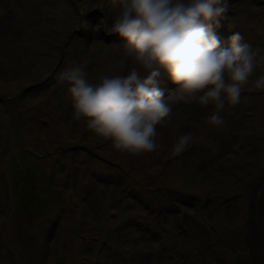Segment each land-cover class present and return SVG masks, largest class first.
I'll return each instance as SVG.
<instances>
[{"label": "rangeland", "instance_id": "1", "mask_svg": "<svg viewBox=\"0 0 264 264\" xmlns=\"http://www.w3.org/2000/svg\"><path fill=\"white\" fill-rule=\"evenodd\" d=\"M68 1L71 6L70 14L56 16L53 14L56 5L62 2L67 5V0H0V124L3 123L9 132L8 149L2 169L7 200L10 204L5 226L9 230V235L16 238L9 243L2 235L0 236V264H110V262L115 264L117 261L107 258L110 253L118 259L117 264H135L140 257L143 258L144 264L177 262L189 264L188 259L170 253L174 251L177 236L171 226L164 228L162 231L164 234L160 233L156 239L158 242L156 249L153 246L150 248V242L145 243L157 232L149 226L150 221L147 220L145 213L152 212L156 215L157 212H161V217L169 221V218L177 219L179 214L185 212L189 217L186 220L192 222L194 218H190V212H198V217L204 218L208 216L210 210L230 208L227 196L228 193L231 194L229 191L231 189L227 182L222 181L223 179L213 185L207 182L208 190L205 186V191H201L200 171V175L198 172L191 175L186 170L191 168L185 167L187 157L200 156L199 151L193 148L196 141H192L189 144L192 147L188 145L184 153L175 154L173 151L177 139L182 135V127L183 131L191 132L192 126L189 125L194 126V123L186 121L191 119L188 113L202 119L199 122L193 121L197 125L194 127L196 131L192 132H199L201 123L205 129L207 128L206 119L209 117L207 114H212L214 106L201 108L196 104L173 102L169 121L173 124H165L173 127L168 130L171 136L170 140L168 139L170 144L162 148L158 157L154 155L156 151L130 155L114 150L108 142L93 136L82 121L81 129L77 132L74 129L68 130L65 132L68 137L55 140L54 131L61 130L64 133L66 122L69 120L71 122L73 118L71 101L67 95L68 85L59 80V73L62 70L73 63L87 62L85 69L87 77L91 83H96L101 75H124L130 68V58L123 45L118 46L124 42L115 34L108 33L112 18L118 9L111 7L108 0H86L84 3L81 0ZM58 8L61 14V9L59 6ZM238 9L247 10L249 16L245 18L249 20H245ZM32 15L40 19L35 24L37 26L31 21ZM25 24L26 31H19L18 27ZM36 30L41 33L37 38H32ZM214 31L225 47L229 38L236 33L243 37L242 42L254 41L250 40L253 36L254 42L261 41L263 44L264 0H230L226 18L214 27ZM27 45L34 47H28L25 54ZM37 46L42 48L40 52L37 51ZM251 47L257 48L253 45ZM95 53L99 56L97 57ZM103 54L107 56H101ZM109 54L112 58L110 61ZM118 60L121 62L118 63ZM106 64L109 68L105 74L102 69ZM159 87L164 89L167 95L175 85L162 73ZM257 95H262V92L245 89L238 106L256 105ZM221 115L224 121L228 119L229 112L226 108ZM251 123L250 119L249 126ZM261 125L264 126V121ZM42 126L46 128V135H50L52 141L44 144L43 135L37 140L45 147L40 145L36 147L33 141L35 137L31 133L37 134L38 128ZM175 128H179V131L174 130ZM213 129L215 132L218 131L216 127ZM157 131L161 133L162 125L157 126ZM232 132L238 137L239 133ZM162 136L163 134L160 137ZM219 136L224 138L225 134ZM87 139H91L88 140L90 142ZM95 139L100 141L99 151L93 149L91 145V141ZM237 153L236 157L243 155L241 151ZM58 154L74 156V159L62 162ZM54 157L55 160L58 159L57 167L63 165L67 174H72L71 178L78 171L81 186L78 201L73 195L67 194L57 181L56 165L50 164V159ZM178 163H181L184 170ZM235 172L232 171L230 174L227 172L224 180L230 177L239 184L243 181L244 183L240 185L243 187L249 173ZM109 187L116 189V192L121 191L120 198L108 199L102 189ZM155 188L173 194V202L166 204L162 194L155 197L153 194ZM215 192H222L220 194L222 196L219 195L220 198L217 199L219 196H216ZM219 201L225 204L221 205ZM256 203L264 206V181L262 189L257 190L254 204ZM73 214L77 218L80 215L81 225L89 226L88 234L80 235L74 221L73 226L68 224L66 227L71 229L65 228L66 237L74 233L75 243L59 261L57 255L62 248L60 238L64 230L61 228L60 233L58 226L62 220ZM105 215L113 219L107 220ZM184 215L180 216L178 224L179 230L183 229L182 232L187 233V228L184 229L187 225ZM131 217L135 219L131 220ZM164 220L158 218L159 222ZM216 222L219 226L227 224L221 220ZM232 226L227 224L223 227L232 232L234 231ZM148 228L153 234L149 233ZM133 230L136 235L128 236ZM137 234L143 236V243L140 245ZM51 239L52 245L49 244ZM3 240L4 243H1ZM263 241L259 236L255 238V245L253 244L255 247L253 250L249 248L252 253L249 260L263 264L256 250L258 248L260 252L259 248L264 244ZM152 254H155L153 261Z\"/></svg>", "mask_w": 264, "mask_h": 264}, {"label": "clouds", "instance_id": "2", "mask_svg": "<svg viewBox=\"0 0 264 264\" xmlns=\"http://www.w3.org/2000/svg\"><path fill=\"white\" fill-rule=\"evenodd\" d=\"M230 0H108L118 9L108 33L124 43L130 68L124 75H101L91 83L87 62L73 63L59 73L66 83L73 118L86 124L96 138L114 150L130 154L157 151L158 125L170 121L172 103L214 106L206 124H224L225 106L241 102L258 62L259 50L236 33L222 45L214 27L226 18ZM175 88L159 87L161 74ZM264 90V75L255 82ZM193 141L192 133L177 139L174 153Z\"/></svg>", "mask_w": 264, "mask_h": 264}, {"label": "bare ground", "instance_id": "3", "mask_svg": "<svg viewBox=\"0 0 264 264\" xmlns=\"http://www.w3.org/2000/svg\"><path fill=\"white\" fill-rule=\"evenodd\" d=\"M85 1L86 0H81V2L83 3ZM67 2H68L67 5L64 4V2H62V4L60 5L57 4L55 8V12L53 14L56 16L62 15V14H65V15L70 14L71 6L68 0ZM58 6L61 9V14L59 12ZM238 11L242 14L243 18H245V16H249L247 10L245 9H238ZM245 20H249V19L245 18ZM31 21L35 25L38 21H40V19L37 16L32 15ZM26 29H27L26 24L18 27L19 31L25 32ZM40 33L38 30H36L34 35H32V38L33 37L37 38ZM250 38L248 39L255 41V37L252 36ZM254 41H249L248 44H250V46L253 45L257 47V48H253V50H259L257 53V60L259 61V57L264 56V43L262 44L261 41L260 42H254ZM86 43H88V41ZM120 45H123V43H120L118 46ZM31 46L34 47V45L25 46V54H26V49ZM41 50L42 48L37 46V51L40 52ZM89 53L93 54V52H89ZM110 54L112 55V53ZM110 54L108 56L109 61L112 60ZM98 56L99 55L97 54V57ZM101 56L105 57L107 56V54H103ZM119 62L121 61L118 60V63ZM107 63L109 64V62ZM108 64H106L102 69L105 74H106V71L108 70L107 68H109ZM261 75H264V62L257 63L256 70L253 76L251 77L248 86L246 87L248 91H255V92L258 91L260 93L262 92V95L260 96L257 95V98H255L256 105H240V106L236 105L235 107H229L226 105L225 108L229 112V117L227 116L228 119L224 122L223 126L218 128L217 132L214 131L212 126H208L207 124H206L207 128L205 129L204 128L205 126L202 123L199 125V129H198L200 130L199 132H192L194 130L196 131L194 127H196L197 125L193 121L195 120L199 122V120L201 121L202 119L195 118L193 114H189V113L188 115L191 119L186 120V121L188 123L190 122L194 123V126L191 124L189 125V126H192L191 127L192 131L190 127L189 129L191 132L183 131V127L181 130L182 135L186 133H192L193 141L194 142L196 141V144L194 143L193 148H195L194 150H198L200 154V156H195V157L188 156L185 163L183 161V163L185 164V167L187 168L191 167L190 170L188 169L186 170L191 175L192 174L194 175L197 172H198L197 174H199V171H200L201 175L200 174L199 175L201 179V185H200L201 191L205 189V186H206V190H208L207 182H210L212 185L213 183L217 184L220 179L221 180L223 179L222 181L227 182L228 183L227 186L231 189V190L228 189L231 192V194L225 191L226 193H228L227 197H229L228 203L230 205V208L228 209L217 208L214 210H210L208 211V216L204 218L203 217L199 218L198 212L197 213L190 212V215H191L190 218L192 217L194 218V221L192 222L189 220H186L189 217H187L185 212L179 214L177 216V219L169 218L168 219L169 221L164 220L161 217L162 215L161 212H157L156 215H154L152 212H146L145 216L147 217V220L150 221L148 223L149 226L157 231L156 234L150 236L145 241V243L150 242V248H152V246L154 247V249L158 247V242L156 241V239L160 236V233L164 234L162 232L164 228L171 226L174 229V231H176L177 236H176V244L174 247V251H170V253L177 255L179 257L188 259L190 261L189 264H259L257 263V261L254 262V261L249 260V257L252 255V253L249 251V248L253 250V247H255L253 246V244L255 245L254 241L257 236H259L260 238L264 240V206L261 207L259 203L254 204L257 190L262 189L263 181H264V126L261 125L264 121V118H262V114L264 116V90L256 89L254 87L255 80ZM248 100L249 99H247L246 102H248ZM210 111H212V109H210ZM207 115L210 116L211 114L208 113ZM253 117H255V119H253ZM250 119L252 120L251 126H249L250 124H248V121ZM166 124H173V123L168 122ZM80 125H81V121H76L74 118H72L71 122L70 120L69 122H66L64 133L61 130L54 131V139L56 140L57 138L68 137V135L65 134V132L71 129H74V131L77 132L79 129H81ZM173 126H175V123ZM168 127L169 126H165V124L162 125V131L161 133H159V137H158L160 139L159 142L161 144V147L154 154L155 157L159 156L158 154H160L162 148H166L170 144V143L168 144V142L171 136L168 134L169 133L168 130L172 129L173 127H169V128ZM38 129L39 130L37 131V134L33 135L31 133V135L35 137L33 139L34 144L36 147L37 145L45 147L44 144L50 143L52 141V137H50V135H46L47 133L46 128H44L43 126L42 128H38ZM32 130H34V127H32ZM174 130L179 131V128H175ZM232 131L239 133L238 137H235ZM206 132L208 133L206 134ZM162 134L163 136L160 137ZM219 134H225V137L221 138ZM43 135H44V138H43L44 144L41 145V143H39L37 139ZM174 136L175 135H173V137ZM97 139L91 141V145L93 149H96V150H98L99 148L98 142H100ZM88 140H91V139H87V141ZM8 141H9V132L4 127V124L1 123L0 124V224H1L0 236L2 235V237L7 242L12 243L16 238L14 239L12 238V236L9 235L10 234L9 230L5 226L7 212H9L10 204L8 203V200H7L6 184L4 181L3 174H2V169H3V165L5 161V155L8 149ZM43 147H41L42 150H45V148ZM240 151L242 152L243 155L236 157V155L238 154L237 152H240ZM58 157L61 159L62 162L65 160L73 161L74 159V156H66V155L61 156L60 154H58ZM57 162H58V159L55 160V157L50 159V164L52 165L55 164L57 168L56 170L57 171V175H56L57 181H59V184L63 187V190L67 192V194L73 195L75 199L78 201V199L80 198V187H81L80 186V176L78 175V171H76V173H74L73 177L71 178L72 174L68 175L66 172V168L63 165L60 167L59 166L57 167V164H56ZM178 164L180 165V167H182L181 163H178ZM232 171L233 173L235 171H238L240 173H245V172L249 173L248 175L249 178L248 180L246 179L247 181L245 182L243 187L240 186L243 181L239 184L235 180L231 179L230 177L224 180V178L226 177L225 174L227 172L228 174H230L232 173ZM249 180L251 182H249ZM115 190L116 189L109 187V188L102 189V192L103 194L106 195L108 199L120 198L119 195L122 194L121 191L116 192ZM204 193H206V195L208 196L207 192H204ZM221 193H216V196H219ZM153 194L155 195V197H157L156 195L162 194L165 199L164 202L166 204H171L173 202L172 200H173L174 195L166 192L165 190L161 192L159 189L155 188V191L153 190ZM220 196L217 197V199H219ZM208 197H210V195ZM219 202L221 205L225 204L222 201H219ZM104 214H105V209H104ZM182 214L183 215L185 214L184 220L187 221V225L186 227H184V229L187 228V233H183L182 232L183 229L179 230L178 223H179V218ZM71 217L69 216L68 219L62 220V223L59 224L58 226L59 228L58 230L60 231V233H61V228H63L64 230V232L61 233L62 238H60L61 240L60 242L62 243V248H60L61 249L60 253L58 251V255H57L58 257L57 260L59 261L62 260V257L65 254V252L68 253L69 247L75 243L74 233H72L71 236L66 237L65 228L71 229V227H66L68 224H71L73 226V223L75 222V228H77V230L80 231L79 232L80 235H82L83 233L85 235L88 234L87 232H88L89 226L86 224L84 226L80 224V222L82 221V220L80 221V218H81L80 215H78V218L80 217L79 219L77 218L75 214H73ZM106 217L108 218L107 220H110V218L113 219V217L111 216H106ZM159 217L160 219L164 220V222H159L158 221ZM131 218H132L131 220L135 219L133 217ZM98 219L100 220V218ZM216 220L218 222L221 220L227 223L228 225H233L232 227H234L235 232L233 230L231 232L230 229L226 227L224 228L223 226L224 225L227 226V224H221L222 222L220 223L221 225L219 226ZM86 222L87 221H85V223ZM136 224L137 223H135V227H137ZM225 229L228 231H226ZM152 232L153 231L149 229V233H152ZM51 234H53V229H52ZM135 235H136L135 230H133V232L131 233H128V236L134 237ZM137 235L139 236L138 244L140 245L141 243H143V236L141 234H137ZM1 243H4V240ZM49 244L52 245V239ZM259 249H260V252L258 248L256 250L258 251L260 255V260L264 264V244ZM140 250H141V247H140ZM51 254H53V252ZM110 255L109 254L107 255L108 259L117 261L115 262V264L119 263L118 259H115L114 258L115 256L112 253H110ZM175 258L178 259L177 257ZM154 259H155V254H152L151 261H153ZM172 259H173V256H172ZM168 262H172V261H168ZM111 263L112 262H110V264ZM178 263L179 262H177L176 264ZM135 264H144L143 258L141 259L140 257L136 261Z\"/></svg>", "mask_w": 264, "mask_h": 264}]
</instances>
